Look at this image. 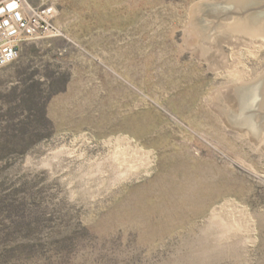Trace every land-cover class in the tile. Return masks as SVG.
I'll return each instance as SVG.
<instances>
[{"label":"rangeland","instance_id":"rangeland-1","mask_svg":"<svg viewBox=\"0 0 264 264\" xmlns=\"http://www.w3.org/2000/svg\"><path fill=\"white\" fill-rule=\"evenodd\" d=\"M220 1L26 0L58 35L0 69V264H264V132L212 109L243 84L220 57L253 80L264 52L198 37L193 6Z\"/></svg>","mask_w":264,"mask_h":264},{"label":"water","instance_id":"water-1","mask_svg":"<svg viewBox=\"0 0 264 264\" xmlns=\"http://www.w3.org/2000/svg\"><path fill=\"white\" fill-rule=\"evenodd\" d=\"M191 21L195 33L208 44L217 43L235 31L264 41V0L199 2L191 10ZM245 95L254 96L258 111L246 106ZM212 109L231 129L249 133L251 141L258 143L264 132V72L252 82L216 94Z\"/></svg>","mask_w":264,"mask_h":264},{"label":"built area","instance_id":"built-area-1","mask_svg":"<svg viewBox=\"0 0 264 264\" xmlns=\"http://www.w3.org/2000/svg\"><path fill=\"white\" fill-rule=\"evenodd\" d=\"M26 6V0H0V69L19 59L25 42L58 35L51 22L54 4Z\"/></svg>","mask_w":264,"mask_h":264},{"label":"bare ground","instance_id":"bare-ground-1","mask_svg":"<svg viewBox=\"0 0 264 264\" xmlns=\"http://www.w3.org/2000/svg\"><path fill=\"white\" fill-rule=\"evenodd\" d=\"M221 43L224 45H227L228 47H231L233 49H238V50H241V51H244L249 57H259V55L261 53L264 52V41L259 38V37H256V36H253V35H250V34H247V33H244V32H240V31H235L234 33L230 34L229 36L223 38V41H221ZM220 43V44H221ZM221 46L222 48V45H219ZM220 52H221V49H220ZM219 52V53H220ZM224 52V51H223ZM222 52V53H223ZM217 54V53H216ZM221 55H219L220 57ZM217 58V57H216ZM220 61H218L220 63V66L222 68H225L226 71L225 73L227 74V76L231 79H234L235 80V83L236 84H240V83H248V82H252L253 80H255L257 77H259L263 72L264 70L261 71V73L253 80H251V70L247 68V66L245 64H242L240 62V60L238 58H236L235 55H231V58H232V63H229V60H230V57H229V60L226 58L225 55H222V57H220ZM219 59V58H218ZM227 60V61H226ZM263 67V66H262ZM254 75V74H253ZM253 78V77H252ZM231 86V85H230ZM236 85L233 84V87H235ZM231 87V88H233ZM121 138V137H120ZM126 140V139H125ZM124 142V141H123ZM132 142H130L129 140H127V145L131 144ZM85 147V146H84ZM115 147V146H114ZM110 148V147H109ZM116 148V147H115ZM118 148V147H117ZM122 148V147H121ZM132 148V147H130ZM112 149V148H111ZM134 149V148H133ZM81 150V149H80ZM121 150V149H120ZM129 150V149H128ZM128 150L126 149H122V151H120V155H118L117 157L121 156V160L119 159V161H122L123 163H131L130 167H134V164L137 165L139 163L142 164V162H144V160H146L145 158L141 156H132L131 154H129L130 152H128ZM137 150V148L135 149V151ZM140 150V149H139ZM64 151V150H63ZM59 152V151H58ZM100 152V151H99ZM113 152V151H112ZM133 152V151H132ZM137 152V151H136ZM141 152V151H140ZM139 152V153H140ZM69 153V152H68ZM84 153V152H83ZM87 153V152H86ZM114 153L117 154V152L115 151ZM151 153V152H150ZM148 153V155L150 154ZM72 155V154H71ZM135 155V154H134ZM139 155V154H138ZM143 155H144V152H143ZM55 156V155H54ZM76 156V155H75ZM87 156V155H86ZM129 156V157H128ZM147 156V155H146ZM115 157V156H114ZM113 157H111V160H112ZM148 158V157H146ZM108 159V158H107ZM106 159V160H107ZM87 160V159H86ZM99 160V159H98ZM148 161H151L150 159ZM116 162V161H115ZM118 162V161H117ZM152 162V161H151ZM150 162V163H151ZM88 163V162H87ZM148 163V162H147ZM88 165V164H87ZM106 165V164H105ZM121 165V163H120ZM149 165V164H148ZM151 165V164H150ZM123 167V166H122ZM119 168H121L119 166ZM125 168V166H124ZM82 169V168H81ZM127 169V168H125ZM129 169V167H128ZM109 170V169H108ZM130 170V169H129ZM127 171V170H126ZM136 171V170H135ZM93 172V171H92ZM107 172V171H105ZM111 172V171H110ZM128 172V171H127ZM137 172V171H136ZM91 173V172H90ZM94 173V172H93ZM102 173V172H101ZM117 173V172H115ZM130 174V173H129ZM88 175V174H87ZM132 175V174H131ZM87 177V176H86ZM89 177V176H88ZM101 177V176H100ZM94 178V177H93ZM128 178V177H127ZM110 180V179H109ZM128 180V179H127ZM92 182V181H91ZM112 182V181H111ZM120 184V182H119ZM94 185V184H93ZM99 186V185H98ZM102 186V185H101ZM95 187V186H94ZM103 187V186H102ZM89 189V188H88ZM106 190V189H105ZM235 203V202H234ZM232 206V205H231ZM230 206V207H231ZM219 207V206H218ZM230 207H228L227 209L228 210H225L224 208H222L221 210V213H219L220 218L223 217L224 220L226 221V223L228 225H230V227H234L236 225V223L239 221V218H238V215L237 213H240V211H237L236 209H231ZM217 210V209H216ZM219 210V209H218ZM226 211V212H225ZM242 212V211H241ZM248 212V211H247ZM216 214V213H215ZM218 215V214H217ZM224 215V216H223ZM213 216V215H212ZM222 218V219H223ZM224 221V222H225ZM242 221V220H240ZM244 223V222H243ZM241 224V223H239ZM239 224L237 226H239ZM253 225V224H252ZM243 226V225H242ZM245 226V225H244ZM249 227V226H248ZM236 228V226H235ZM234 228V229H235ZM243 228V227H242ZM247 229V228H246ZM237 230V229H236ZM244 237V236H243Z\"/></svg>","mask_w":264,"mask_h":264},{"label":"flooded vegetation","instance_id":"flooded-vegetation-1","mask_svg":"<svg viewBox=\"0 0 264 264\" xmlns=\"http://www.w3.org/2000/svg\"><path fill=\"white\" fill-rule=\"evenodd\" d=\"M262 99H259L258 101L260 102ZM244 101H245V104L246 106L249 108V109H252L254 111H258L257 109V103L254 102V96L251 95V98L250 96H246L244 97Z\"/></svg>","mask_w":264,"mask_h":264}]
</instances>
